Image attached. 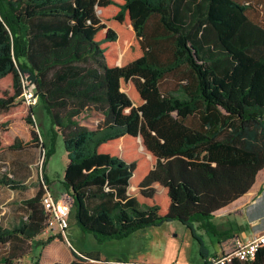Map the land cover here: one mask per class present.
Masks as SVG:
<instances>
[{
	"label": "trees",
	"instance_id": "trees-1",
	"mask_svg": "<svg viewBox=\"0 0 264 264\" xmlns=\"http://www.w3.org/2000/svg\"><path fill=\"white\" fill-rule=\"evenodd\" d=\"M186 73L183 96L163 91ZM39 104L63 138L62 184L83 232L103 243L180 221L203 245L194 223L218 233L214 214L264 171V0H0V156L44 145ZM55 149L44 147L39 188L17 220L0 216L3 264H23L46 232ZM4 167L0 184L22 191ZM56 237L65 241H39ZM70 254L34 264H106L98 251ZM233 264H264V247Z\"/></svg>",
	"mask_w": 264,
	"mask_h": 264
},
{
	"label": "crops",
	"instance_id": "crops-1",
	"mask_svg": "<svg viewBox=\"0 0 264 264\" xmlns=\"http://www.w3.org/2000/svg\"><path fill=\"white\" fill-rule=\"evenodd\" d=\"M39 106L42 109L40 115L43 116V110L45 109L42 104H39L37 107ZM45 113L47 114L46 111ZM36 121L44 145L39 148L9 151L0 156V162H20L21 167L16 169L13 165L12 172L16 179L27 183L31 179H35L36 166L39 162H43L44 147L50 149L55 141V152L48 159L44 171L49 179L51 191L56 196H60L67 193L62 180L69 160L68 153L65 149L62 136L54 135L50 118L45 129L42 128L40 121ZM53 162H63L64 170L61 176L57 173ZM39 185L40 182L34 183L30 187L31 194L27 197L34 196ZM0 186L3 185L0 184ZM3 188L13 192V195L16 193L19 195V191L11 190L5 186ZM21 199L18 197V205ZM0 214L2 215V211H0ZM19 214L20 212L10 208L8 214L9 221L4 224L10 226L17 220V215ZM72 221L74 225L70 221V226L63 234L65 241L56 237L51 242L59 243L68 250V260L64 263H69L72 260L70 254L71 247L78 253L82 251H98L101 259L105 260L106 264H205L206 260H210L212 257L228 251L235 236L248 238L264 231V171H261L257 175L255 184L243 197L214 214L211 222L216 226L218 233L207 231L200 227L198 223H194V230L198 237L202 239L203 245L193 235L192 230L180 221L165 222L161 226H151L145 230H138L127 237L112 239L103 243L98 242L92 234L83 232L74 218H72ZM73 226L77 228H73ZM251 228L254 229L252 233H250ZM79 230L82 231L83 237L90 236L99 245H103V247L95 246L92 249H87L85 245L79 243L81 235ZM173 230L179 231V233L173 234ZM149 232L151 233L149 234ZM51 235L57 236L45 232L38 239H46ZM169 253L172 255H169Z\"/></svg>",
	"mask_w": 264,
	"mask_h": 264
},
{
	"label": "rangeland",
	"instance_id": "rangeland-1",
	"mask_svg": "<svg viewBox=\"0 0 264 264\" xmlns=\"http://www.w3.org/2000/svg\"><path fill=\"white\" fill-rule=\"evenodd\" d=\"M254 1H263V0H254ZM183 70H184V68H183ZM190 80H191V77L188 75V73H186V75L184 77L169 76L164 80V82L162 84L163 91H165L169 94H175L177 96H183L181 85L184 83H188ZM41 110H42L41 106L35 108L36 120L40 121L42 128L45 129L48 125L49 117L45 113V110H43L44 115L41 116L40 115ZM42 164H43V162H39V164L36 166L37 169L35 170V179H31L30 181L25 183V188L22 191H19V195H18V193L13 195V192H10L6 188H3V186H0V211H2V215L0 214V216L2 218L1 217L0 218L2 219V221L4 223L9 221L8 214H9L10 208L15 209V211H18V212L24 211L22 206L20 204L18 205V197L19 198L27 197L29 194H31L30 187H32L34 183L40 182L41 174H42ZM13 165L16 167V169L21 167L20 162H4V166H6V168L10 172L13 171ZM53 165L56 168V171L59 174V176H61L62 171L64 170L63 162H53ZM33 180H35V181H33ZM72 218H73V216L71 214L70 221H71V224L74 225ZM179 224H181V223H179ZM73 228H77V227L73 226ZM151 230H153V229H151ZM252 231H254L253 228L250 229V233H252ZM81 232L82 231H80L81 235H80L79 243L82 245H85V247L87 249H92L95 246H99L100 248L103 247V245H99V243L94 241L92 239V237H90V236L83 237L84 235ZM150 233L151 232H149V234ZM172 233L173 234L179 233V231L173 230ZM173 234H171V235L173 236ZM39 240L40 239H35L33 241V250L31 252V254L24 259L23 264H34L36 261H39L41 263H44V262L64 263L68 260L69 252L65 247H63L62 245H60L59 243H56V242L47 244L46 246H42L40 244ZM149 244H151V243H149ZM4 251H5V248L1 247L0 248V264H3L2 263V255H3ZM169 255H172V254L169 253Z\"/></svg>",
	"mask_w": 264,
	"mask_h": 264
},
{
	"label": "built area",
	"instance_id": "built-area-1",
	"mask_svg": "<svg viewBox=\"0 0 264 264\" xmlns=\"http://www.w3.org/2000/svg\"><path fill=\"white\" fill-rule=\"evenodd\" d=\"M23 97L29 105H37L38 97L30 81H23ZM4 169H7L4 167ZM45 192L42 196V203L47 213L46 232L58 235L64 234L70 226L71 211L74 199L67 192L56 196L49 186L44 184ZM264 247V231L254 234L248 238L235 236L230 249L223 254L210 259V264H233L235 260L250 261L257 252Z\"/></svg>",
	"mask_w": 264,
	"mask_h": 264
}]
</instances>
